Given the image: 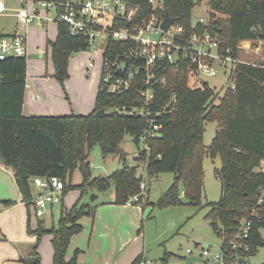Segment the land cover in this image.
Listing matches in <instances>:
<instances>
[{"label": "trees", "instance_id": "obj_1", "mask_svg": "<svg viewBox=\"0 0 264 264\" xmlns=\"http://www.w3.org/2000/svg\"><path fill=\"white\" fill-rule=\"evenodd\" d=\"M53 1L63 3L67 0ZM161 1V13L167 12L177 18V24L184 27L185 36L192 31L208 32L219 42V51L224 53L229 48L237 60L241 41L264 43V0H208L206 23L197 21L194 27L192 11L197 1ZM126 2L138 8L139 16L150 11L149 0ZM218 15L225 18H218ZM56 26L50 57L54 77L63 83L68 78L69 57L87 51L88 43L84 37L70 35L65 24L57 22ZM126 47L127 44L109 39L103 57ZM153 73L160 82L148 85L153 97L146 106L149 112L146 117L117 111L143 104L140 96L145 86L143 76L137 77L122 95L108 93L100 83L94 108L86 115L24 116L26 57L0 60V165L12 173L28 208V203L36 196L30 181L36 177L55 176L64 185V195L75 190L80 193L70 209L61 205L56 227L46 228L38 220L36 228L31 230L28 220L27 232L36 237L37 244L43 235H51L53 264H76L77 253L66 260L70 240L81 231L78 221L84 216L93 217L97 207L83 202L84 194L88 191L105 193L112 188V204L125 205L139 192V184L143 181L139 165L144 170L147 185L159 174L170 173L174 177L158 200V208L181 205L180 195L187 204L202 207V141L206 122L217 123L208 155L215 159L219 154L222 168L214 171L220 181L221 196L218 202L205 205L208 208L205 219L222 238V250L230 248L231 240L238 239L239 221H250L248 237L243 241L247 251H235L244 260L243 264H248L246 260L264 246L259 233L264 228V203L258 204L264 188V174L258 171L260 163L264 162V64L239 60L228 76L234 89L227 87L221 96L206 81L198 86L191 84L184 64L173 66L163 61ZM172 97L175 101L166 110ZM152 120L160 126L154 135L151 134ZM126 137L136 145V166L125 163L122 145ZM140 144H143L142 149ZM94 146L99 147L104 157L117 155L122 168L106 177H92L89 153ZM76 170L81 181L74 184L72 175ZM253 212L256 213L254 217ZM168 258L169 255L164 254L160 264H168ZM21 261L39 264L35 248L27 260Z\"/></svg>", "mask_w": 264, "mask_h": 264}, {"label": "built area", "instance_id": "obj_2", "mask_svg": "<svg viewBox=\"0 0 264 264\" xmlns=\"http://www.w3.org/2000/svg\"><path fill=\"white\" fill-rule=\"evenodd\" d=\"M18 7L7 9L0 1V16L15 17L17 31L10 35H0V60L26 57V33L34 25L43 27L47 22H61L68 27L69 34L81 36L87 40L86 52L100 50L102 52L101 88L108 93L122 95L133 84L137 77L143 76L144 90L140 92L143 104L131 108L117 109L129 116L146 117L149 112L146 106L150 103L153 92L148 85L160 81L154 77V69L167 61L173 66L186 65V73L191 84L198 86L205 81L202 76L215 77L217 63L223 67L227 76L235 69L239 60L233 51L227 48L224 53L218 50L219 42L208 32L198 34L192 31L185 36L184 27L177 22L171 24L166 31L161 30L164 18L161 0H149L150 11L145 16L138 15V8L128 6L126 0H67L56 3L53 0H16ZM40 10L45 13H40ZM53 12V16L49 13ZM198 23H206L199 18ZM196 23H193V27ZM160 33L158 38L155 35ZM127 44L126 48L103 57L107 41ZM104 44V48L98 49ZM121 72L120 74H118ZM164 84V80L161 81ZM234 89L230 81L228 86ZM172 97L166 104L168 110L174 102ZM160 126L151 121V134H155ZM258 171L264 174V162ZM38 194L28 203L32 214L42 218L47 209L61 205L65 199L64 185L55 176L36 177L31 180ZM147 184H139V192L130 197L126 205L132 206L146 202ZM264 203V188L260 191L258 204ZM256 213H252L254 217ZM250 221L241 220L238 225V239L229 242L230 248L210 253L203 249L202 256L210 264H239L238 250L247 251L243 241L248 237ZM201 257H199L200 259ZM135 264H151L141 259Z\"/></svg>", "mask_w": 264, "mask_h": 264}, {"label": "rangeland", "instance_id": "obj_3", "mask_svg": "<svg viewBox=\"0 0 264 264\" xmlns=\"http://www.w3.org/2000/svg\"><path fill=\"white\" fill-rule=\"evenodd\" d=\"M4 7L7 9L17 8L18 4L16 0H0ZM192 11V22L195 23L199 18H206L209 13L208 0H196ZM40 13H45L40 10ZM49 16H53V12L49 13ZM218 18H225L222 15H218ZM16 25L15 17L11 15L0 16V29H14ZM33 30V29H32ZM57 26L54 23H49L48 32L46 33L45 28L40 32L39 35L36 32H30L31 35L27 34V55H26V77L34 74L36 71L40 72L44 79L48 77L51 82H46V89H53L54 86L59 88V92L62 96L60 100L66 103H71L72 109L80 106L84 100L95 101L96 93L100 84L102 75V57L101 54H94L89 52H77L73 53L69 57L68 61V78L60 83L54 77V70L51 63L49 45L47 40H51L53 35H56ZM31 31V30H30ZM29 33V31H28ZM34 43V46H33ZM39 44L40 47L39 48ZM32 45V46H30ZM42 49L41 53L44 54L41 58H34L31 55H35L34 50L36 47ZM238 58L242 62L252 64H264V43H252L246 45V47H240ZM29 47H31L29 49ZM104 48V44L99 45L98 49ZM39 55V54H38ZM217 75L215 77L202 76L207 82L208 86L216 93L221 96L223 91L230 85L228 76L225 74L223 67L219 63L215 65ZM48 74H45V73ZM47 75V76H46ZM68 98L70 101H68ZM41 100V99H40ZM68 106V105H67ZM41 107V106H40ZM42 108V107H41ZM68 106V114L66 115H86L91 110H79L78 108L72 110ZM61 114V110H58ZM86 111V112H85ZM64 115V114H63ZM205 132L203 135V192H202V207L197 208L186 203L182 195L180 199L181 205L168 206L164 208H158L157 202L163 195V193L172 184L174 177L170 173L159 174L157 177L149 180L147 185L148 195L146 202H140L136 205L128 206L129 208L142 209L141 221H138L134 226L125 225L124 233L131 231L133 235L139 233L141 251L143 256L151 264H160V258L164 254H168V264H185V261L189 257H201L199 261H195L193 264H207V260L202 256L203 244L212 243L215 246L207 248L210 253H217L220 251L222 244V238L217 236L210 227V222L205 219V215L208 208L205 207L208 203H216L219 201L221 196V185L220 181L215 175V160L211 159L208 155V148L212 142V139L218 129L216 122H206ZM139 148H143V144L139 145ZM122 150L125 153V163L127 166H136L137 162L134 160L137 154L136 145L131 141L129 137H126L125 142L122 145ZM90 171L92 177H106L111 175L114 171L122 168V163L119 161L117 155L110 154L103 156L98 146H94L89 153ZM138 171L143 175V181L146 183L147 178L141 165L138 166ZM72 181L74 184L80 183L81 175L76 170L72 175ZM147 184V183H146ZM34 189L36 195L37 189ZM79 191H71L69 194L72 199L78 196ZM96 196L95 200L91 202V197ZM113 198L112 188L107 190L105 193H96L94 191H88L82 197V201L88 203L90 206H100L103 202H110ZM7 203L8 206L13 205L16 201ZM100 207H96L99 209ZM105 211L108 209H104ZM60 214V205L53 207V217L49 214L43 216V220L47 227L52 224L56 227ZM124 215V214H123ZM25 221L23 223V230L27 229V223L34 225L36 217L34 215H28L24 213ZM91 222L94 220L92 216H84ZM2 227L0 225V236L6 234V231L12 230L13 227ZM9 229V230H8ZM15 229V228H14ZM140 231V232H139ZM263 243H264V228L259 231ZM8 234H10L8 232ZM45 236V235H43ZM42 236V237H43ZM2 237V236H1ZM3 238V237H2ZM246 262L248 264H263L264 263V246L259 247L255 254L249 257Z\"/></svg>", "mask_w": 264, "mask_h": 264}, {"label": "crops", "instance_id": "obj_4", "mask_svg": "<svg viewBox=\"0 0 264 264\" xmlns=\"http://www.w3.org/2000/svg\"><path fill=\"white\" fill-rule=\"evenodd\" d=\"M49 23L54 22H47L43 27H39L38 25L32 26L28 30L29 33L28 31L26 33V43L27 34L31 35L30 32L32 33V31L39 35L38 39L41 41L40 32L45 28L47 33ZM16 31L17 24L14 26V29H0V35H10ZM55 38L56 35H53L51 40H47L49 47L50 43L55 41ZM252 43V41H241L240 47H246V45ZM39 48H41L40 44ZM41 51L42 49L36 47L34 50L36 54L31 56L41 58L44 56ZM48 52H51L50 48L46 51V54ZM93 53L101 54L102 57L100 50L93 51ZM89 54L91 55V52ZM36 73L38 75L26 77L22 114L24 116H65L68 114V106L72 109L71 103L60 100L62 96L56 85L53 89L49 88L47 90L45 83L51 82V79H48V77L44 79L40 72L36 71L34 74ZM45 74L48 73L46 72ZM68 101H70L69 98ZM94 103L95 101L90 99L84 100L80 106L73 109L78 108L79 110L92 111ZM59 109L61 110V114L58 113ZM70 193L65 195V199L61 204L65 209H70L79 198L78 195L72 199L69 197ZM36 194H38V191ZM11 199H14L16 202L11 206L5 205L11 202ZM100 206L101 208L95 211L94 220L89 222V219L82 217L78 221L81 231L71 238L66 253V260H70L77 253L76 264H132L138 257L143 256L140 244H138L141 238L138 232L136 235H133L131 231H127V234H125L124 226L127 224L130 229V226L132 227L138 221H141L142 209L129 208L126 204L115 205L112 204V201L103 202ZM100 206L97 205V207ZM53 207L48 208L46 212L51 217H53ZM104 209L108 210L105 211ZM24 213L29 214V216L32 214L31 209L22 201L12 173L0 165V225L7 228L13 227L12 230L8 229L9 231H6V234L1 235L3 238L0 236V264H24L21 260H27L33 248H35L39 256V264H53L51 235L41 237L37 244L36 237L29 234L27 229L26 232L23 230ZM38 220L42 221L44 227L49 228L45 225L42 217L36 218L34 225L30 224L31 230L36 228ZM51 226L54 225L52 224Z\"/></svg>", "mask_w": 264, "mask_h": 264}, {"label": "water", "instance_id": "obj_5", "mask_svg": "<svg viewBox=\"0 0 264 264\" xmlns=\"http://www.w3.org/2000/svg\"><path fill=\"white\" fill-rule=\"evenodd\" d=\"M194 3H196V0H193ZM177 21V18H173L171 17L167 12L164 13V18H163V21L161 23V30L163 31H166L168 29V27L175 23ZM160 36V33L156 34L155 35V38H158ZM33 57V56H32ZM121 72H119L118 74H120ZM157 137H160L161 135L160 134H157L156 135ZM215 169H221L222 168V161H221V158L219 156V154L216 155L215 157ZM32 182V181H30ZM96 196H92L91 197V202H93L95 200ZM215 246V244H212V243H204L203 244V248H210V247H213ZM200 259L198 257H189L186 259L185 261V264H193L195 261H199ZM244 260L243 259H240L239 261V264H243Z\"/></svg>", "mask_w": 264, "mask_h": 264}]
</instances>
